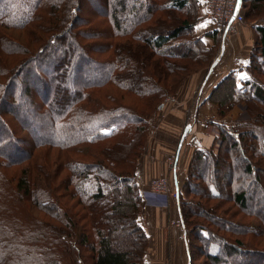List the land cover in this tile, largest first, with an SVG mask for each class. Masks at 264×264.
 <instances>
[{
	"label": "trees",
	"instance_id": "1",
	"mask_svg": "<svg viewBox=\"0 0 264 264\" xmlns=\"http://www.w3.org/2000/svg\"><path fill=\"white\" fill-rule=\"evenodd\" d=\"M241 1L246 19L264 9V0ZM86 5H99L101 21L79 16ZM200 6L0 0V264H142L148 236L136 166L149 117L211 50L195 32ZM250 29L248 65L230 69L203 100L221 118L243 101L248 118L217 125L218 146L194 150L177 192L188 264L194 227L198 253L212 264H264V111L256 105H264V21ZM104 85L141 107L98 94ZM244 175L260 188H247Z\"/></svg>",
	"mask_w": 264,
	"mask_h": 264
},
{
	"label": "crops",
	"instance_id": "2",
	"mask_svg": "<svg viewBox=\"0 0 264 264\" xmlns=\"http://www.w3.org/2000/svg\"><path fill=\"white\" fill-rule=\"evenodd\" d=\"M207 13L203 5L200 8V15H208ZM251 33V29L244 28L241 23L231 26L227 34L232 41V55L230 52H225L223 48L215 72L206 74V79L202 82L194 100L192 121L187 122L182 128L172 121L169 126L166 123L161 127L163 131L161 136L157 133L152 135L151 141L148 139L146 148L137 162L135 180L143 197L138 222L148 236V245L142 264H188L189 262L185 231L179 216L177 199L153 193L145 185L152 178L168 175L178 192L193 151L212 146L214 132L205 125L203 119L214 117L217 105L208 101L203 102V100L225 73L248 63L250 48L248 43L251 42ZM246 39L249 41L247 44ZM185 97L181 100H185ZM179 112L184 113V109L181 108ZM186 126L189 128L180 143L181 134ZM176 136H178L177 141L174 140ZM168 142L175 146L172 158H168L172 153L171 146L170 150H167Z\"/></svg>",
	"mask_w": 264,
	"mask_h": 264
},
{
	"label": "rangeland",
	"instance_id": "3",
	"mask_svg": "<svg viewBox=\"0 0 264 264\" xmlns=\"http://www.w3.org/2000/svg\"><path fill=\"white\" fill-rule=\"evenodd\" d=\"M89 1H91V0H89ZM200 1H201L200 8L204 5V7L207 10L205 0H200ZM86 6H87L86 9H83L80 11L79 16L84 17L86 15H94L95 19H98L99 21H101L102 16H100V15H102V14L99 12L101 10L97 8V7H99V5H97V6L95 5L94 7H92L91 5H86ZM249 7L250 6H247L246 10H249ZM244 12H245V9H244V5L242 2L241 12H240L242 15V20L235 22V23H241L244 26V28H246V27L251 28V25L253 23H262L264 21V19H260V18L264 17V9H262L260 12H258L257 16H254L255 18L250 17V18L246 19ZM198 13L200 16V20L196 24L195 32H196V34L203 36V40L205 41V45L207 47H211V50L210 51L208 50L205 52L206 58H205L204 63L198 64V65L194 64L193 67H189L185 72H182L183 75H185L186 73H190V74L187 75L185 77V79H183L177 85L174 93L169 94L164 98V100H163L164 104L162 105V107L159 108V110H157L154 114H152L149 117L148 133H147V139L145 142L144 149L146 148V144H147L148 139H150V141H151L152 135H155L158 133V135L161 136L163 134L161 127L165 126L166 123L169 126V124L174 122L179 126V128H182L187 122L192 121L193 113H194L193 108L195 105L194 100H195L196 95L198 94V91L201 87L202 82L206 79V76H207L206 74H210L212 72H215L216 65H218V63L220 61L219 57H221V51L223 48H225V50H224L225 52H230L232 55V51H231L232 41L227 34L229 29L231 28V26L226 32H224V29L221 28L219 25H217V23L215 22L214 19L211 18L209 13H207L208 15H206V14L200 15V9H199ZM235 23H233V24H235ZM214 30H217L216 31L217 32L216 38H214L212 35H209V36L204 35V34H206V32L209 33V32H212ZM246 37H247V34H246ZM250 37H251L250 43H248L249 41L247 39L245 41L246 44L247 43H248V45L250 44V48H249L248 53H250V51L252 50V48L254 47V44H255V37H254L253 32L251 33ZM249 55L250 54H248V60H249ZM214 60H215V63L213 64V66H211L212 62ZM248 63H249V61H248ZM248 63L246 65H243L241 67H237L235 69H242V67L246 68ZM179 72L180 71H177L176 69H174L175 76ZM240 76H245V72L240 73ZM259 78L262 81H264V74L260 75ZM168 79H169V83L171 84L173 81L172 75ZM74 81H75V79H74ZM112 91H114L113 94L116 95L121 102L133 104L134 106H136L138 108L141 107V102L139 101L138 98L133 97V95H129V94L127 96H121V91L114 88L111 85L110 86L109 85L101 86L100 89H98V92H99L98 94L104 93V92H112ZM182 97H185L186 99L182 101L181 100ZM256 105L259 108V110L263 109L262 111H264V105L262 103L256 102ZM181 108L184 109V113L179 112V110ZM247 118H248V114L246 111V105L243 101H240L237 104H235L233 106V108L226 114V116H224L222 118L219 117L217 112H216L214 117H209L206 119L204 118L203 121H204L205 125H208V127L214 132V142H213L211 147L215 148L219 144L217 125L220 126L223 123L229 125V124L234 123L235 121H244ZM256 123H257V121H256ZM174 140L177 141L178 136H176ZM170 146L172 149V153L169 154V156L170 155L171 156L168 158H172L173 149L175 147V146H172L170 144V142H168L167 150H170ZM22 147L24 148L25 151L28 149V147L26 145H22ZM211 147H209V148H211ZM209 148H202V149H209ZM192 155H193V153H192ZM192 155H191V158H192ZM191 158H190V160H191ZM190 160L186 166L184 177L180 183L179 190H181L184 187L185 179H186L187 173H188ZM224 171L225 170H223L221 175H219L220 178L224 175ZM243 177H244L245 183L247 185L246 187L249 189H251L253 187L260 188V186L262 185V182L256 183V182H253L252 178L246 177L245 175ZM160 178H163L166 180V185H167V189H168V193L166 194V197L173 198L172 193H171L173 184H172L170 176H168V175H162V176H158V177L150 179L148 181V183H146L145 187H147L149 190H151V188H150L151 184L155 180L160 179ZM224 186L225 185H223V183H222L223 188H224ZM184 196L185 195L183 194V197ZM194 229H196V228L195 227L191 228L192 232H189V237H188L191 240L190 249L193 252V259H192L191 264H212L210 261H207V259L203 255L198 253V249H200L201 245L198 242L199 240L195 236ZM215 248H216V245L213 244L211 246V250L213 251V250H215ZM84 263L89 264L90 259H87V262L84 259ZM163 264H167V263H163ZM219 264H222V263H219Z\"/></svg>",
	"mask_w": 264,
	"mask_h": 264
},
{
	"label": "built area",
	"instance_id": "4",
	"mask_svg": "<svg viewBox=\"0 0 264 264\" xmlns=\"http://www.w3.org/2000/svg\"><path fill=\"white\" fill-rule=\"evenodd\" d=\"M207 11L217 25L226 32L233 23L241 21V0H205ZM151 192L165 195L168 193L166 180L163 178L155 180L151 186ZM172 196L177 198V191L172 187Z\"/></svg>",
	"mask_w": 264,
	"mask_h": 264
},
{
	"label": "water",
	"instance_id": "5",
	"mask_svg": "<svg viewBox=\"0 0 264 264\" xmlns=\"http://www.w3.org/2000/svg\"><path fill=\"white\" fill-rule=\"evenodd\" d=\"M221 53H222V51H221ZM214 63H215V60L212 62V65H211V66H213ZM188 128H189V126H186V127L184 128V130H183V132H182V134H181V137H180V143L182 142V140H183V138H184V136H185V134H186Z\"/></svg>",
	"mask_w": 264,
	"mask_h": 264
}]
</instances>
